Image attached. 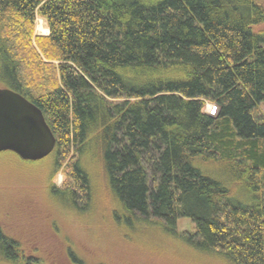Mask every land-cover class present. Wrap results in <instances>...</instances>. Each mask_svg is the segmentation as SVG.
<instances>
[{
	"label": "trees",
	"instance_id": "16d2710c",
	"mask_svg": "<svg viewBox=\"0 0 264 264\" xmlns=\"http://www.w3.org/2000/svg\"><path fill=\"white\" fill-rule=\"evenodd\" d=\"M262 22L256 0H0V87L56 139L26 161L61 172L48 192L104 182L124 218H155L227 264H264ZM0 264L46 263L0 224Z\"/></svg>",
	"mask_w": 264,
	"mask_h": 264
},
{
	"label": "rangeland",
	"instance_id": "374dc122",
	"mask_svg": "<svg viewBox=\"0 0 264 264\" xmlns=\"http://www.w3.org/2000/svg\"><path fill=\"white\" fill-rule=\"evenodd\" d=\"M256 2L264 9V0ZM45 28L37 18L36 33L47 34ZM263 28L264 22L254 26ZM50 174L44 162L0 154V224L27 254L38 255L46 264H227L220 256L198 251L155 218H124L112 199L107 201L104 182L99 189L93 183L91 195L74 187L69 194L48 192L49 180L63 188L61 172ZM192 226L187 217L177 223L180 231L192 232Z\"/></svg>",
	"mask_w": 264,
	"mask_h": 264
},
{
	"label": "water",
	"instance_id": "95a60500",
	"mask_svg": "<svg viewBox=\"0 0 264 264\" xmlns=\"http://www.w3.org/2000/svg\"><path fill=\"white\" fill-rule=\"evenodd\" d=\"M55 143L41 110L20 93L0 87V152L38 160L47 156Z\"/></svg>",
	"mask_w": 264,
	"mask_h": 264
},
{
	"label": "bare ground",
	"instance_id": "6f19581e",
	"mask_svg": "<svg viewBox=\"0 0 264 264\" xmlns=\"http://www.w3.org/2000/svg\"><path fill=\"white\" fill-rule=\"evenodd\" d=\"M45 30L47 31V29L45 28ZM45 30H43V31H45Z\"/></svg>",
	"mask_w": 264,
	"mask_h": 264
}]
</instances>
